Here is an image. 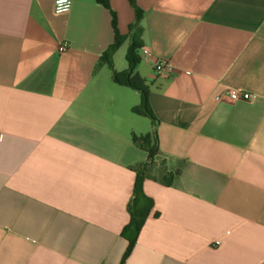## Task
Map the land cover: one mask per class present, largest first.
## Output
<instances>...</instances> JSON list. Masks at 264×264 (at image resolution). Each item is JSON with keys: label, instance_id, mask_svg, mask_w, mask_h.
<instances>
[{"label": "crops", "instance_id": "1", "mask_svg": "<svg viewBox=\"0 0 264 264\" xmlns=\"http://www.w3.org/2000/svg\"><path fill=\"white\" fill-rule=\"evenodd\" d=\"M71 1L0 0V264H122L139 171L154 207L124 264H264V0H109L156 122L102 61L111 11Z\"/></svg>", "mask_w": 264, "mask_h": 264}, {"label": "trees", "instance_id": "2", "mask_svg": "<svg viewBox=\"0 0 264 264\" xmlns=\"http://www.w3.org/2000/svg\"><path fill=\"white\" fill-rule=\"evenodd\" d=\"M99 4L107 8L111 11L112 14V22L115 30V43L104 53L102 57V61L109 65L111 70L113 71L114 81L121 85L130 87L136 91H138L142 96L141 105L138 108L134 109V113L150 118L152 121L156 122V117L151 109L150 101H149V87L146 82L135 73L136 67L140 63L139 50L142 47V43L140 42V35H134L133 42L128 50L127 60L129 63L128 71L118 73L114 69L113 63V55L118 51L120 46L124 43L125 38L120 36L118 28H117V16L111 10L109 0H96ZM132 5L136 8L138 19L141 17V10H139L136 6L135 0H130ZM135 142L139 144L141 147L146 149L149 152L150 163L154 161V157L158 151L157 139L155 143L152 145L151 138L145 137L142 139H135ZM145 176L139 171L137 174V179L134 188L133 198L129 204V212L131 216L130 223L124 228L122 232V236L128 240L129 246L122 260V264L125 263L126 259L132 253L138 237L142 231L146 220L150 216V213L154 207L153 200L145 195L143 190V184L145 181Z\"/></svg>", "mask_w": 264, "mask_h": 264}, {"label": "built area", "instance_id": "3", "mask_svg": "<svg viewBox=\"0 0 264 264\" xmlns=\"http://www.w3.org/2000/svg\"><path fill=\"white\" fill-rule=\"evenodd\" d=\"M68 4H70V8H69V10H70L71 7H72V1L68 0ZM58 6L59 7H64L65 5L60 4L59 0H55V2H54V12L55 13H56V9H57ZM62 14H65V13H62ZM67 50H68V44H66V43H63L60 46V48H59V52H66ZM155 71H156V74H158V75L172 73V69L169 67L168 62H166L164 60H158L156 62ZM229 95H230V98L232 100H241V101H246V102H254L257 99V96L252 95V94H248V93L239 94L237 92H231Z\"/></svg>", "mask_w": 264, "mask_h": 264}, {"label": "clouds", "instance_id": "4", "mask_svg": "<svg viewBox=\"0 0 264 264\" xmlns=\"http://www.w3.org/2000/svg\"><path fill=\"white\" fill-rule=\"evenodd\" d=\"M59 3L65 5V6L64 7L58 6L56 9V14L60 15L62 13H66L70 8V4H68V0H59Z\"/></svg>", "mask_w": 264, "mask_h": 264}, {"label": "rangeland", "instance_id": "5", "mask_svg": "<svg viewBox=\"0 0 264 264\" xmlns=\"http://www.w3.org/2000/svg\"><path fill=\"white\" fill-rule=\"evenodd\" d=\"M138 35V34H137Z\"/></svg>", "mask_w": 264, "mask_h": 264}]
</instances>
